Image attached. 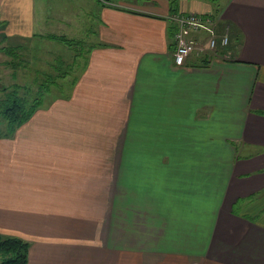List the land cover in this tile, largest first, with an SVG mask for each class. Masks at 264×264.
<instances>
[{
  "label": "crops",
  "instance_id": "0c3cea01",
  "mask_svg": "<svg viewBox=\"0 0 264 264\" xmlns=\"http://www.w3.org/2000/svg\"><path fill=\"white\" fill-rule=\"evenodd\" d=\"M115 1L0 0V45L85 41L0 136V233L27 264H264V0ZM171 12L229 25L234 56L175 64Z\"/></svg>",
  "mask_w": 264,
  "mask_h": 264
},
{
  "label": "rangeland",
  "instance_id": "374dc122",
  "mask_svg": "<svg viewBox=\"0 0 264 264\" xmlns=\"http://www.w3.org/2000/svg\"><path fill=\"white\" fill-rule=\"evenodd\" d=\"M104 1L107 3H111V1L113 3L116 2L115 0ZM216 24L217 33H225L229 37L228 48L226 51L230 54V58H232L234 54L228 49L231 45V40L234 37V32L229 25L222 27V32H220L219 29L221 26L219 21ZM206 37L207 34L203 35L204 40ZM15 38L22 42L26 36H16ZM32 38L31 41L27 40L26 43L16 47L12 51L9 49L10 47L5 46L6 44L0 45V104H3L8 92L11 91L12 88L15 89L14 86L19 85V93L23 96L25 95L29 100L28 105H31L35 101L38 89L42 83L50 81V78L54 75L57 77L60 75L61 77L56 78L58 81L63 82L69 74L77 70L78 64L83 61L79 58V56H83V54L81 55L79 52L81 51L80 49H84V40L75 39L78 43L69 46L62 41L54 39H45V42H42V40L37 39V37H34L33 35ZM14 41H12V43L16 42ZM196 56L202 58L203 55ZM0 120V127L4 129L7 122L2 118H0ZM259 153H264V149ZM258 173V176L263 175L260 171ZM253 175H257V173L255 172ZM263 199L264 189L251 192L250 200L252 202L254 201L252 205L255 204L258 206ZM241 202L242 201L234 203V214L238 213L243 208L249 207L251 204L243 205ZM251 215L255 218L258 213H251ZM1 258L0 252V260Z\"/></svg>",
  "mask_w": 264,
  "mask_h": 264
},
{
  "label": "trees",
  "instance_id": "16d2710c",
  "mask_svg": "<svg viewBox=\"0 0 264 264\" xmlns=\"http://www.w3.org/2000/svg\"><path fill=\"white\" fill-rule=\"evenodd\" d=\"M49 38L62 41L69 46H73L78 43L77 40L68 38L67 36L50 35ZM15 48L16 47H10L9 49L12 51ZM80 50L82 52L80 51L79 53L82 55L83 49ZM220 52L225 51L220 50ZM211 56L212 55L207 53L204 54L202 58H200L201 62L207 65ZM52 77L50 78V81L44 82L40 85L37 97L31 105H28V98L19 93V85L14 86L15 89L12 88V90L8 92L3 104H0V118L7 122L4 129L0 127V136H10L19 125L27 121L43 104L44 95L51 91L53 85L60 88L61 83H58L57 78L61 76L58 75L57 77L54 75ZM29 248L30 243L28 241L20 237L0 233V252L2 257L0 264H27L29 260Z\"/></svg>",
  "mask_w": 264,
  "mask_h": 264
},
{
  "label": "built area",
  "instance_id": "2783aa9c",
  "mask_svg": "<svg viewBox=\"0 0 264 264\" xmlns=\"http://www.w3.org/2000/svg\"><path fill=\"white\" fill-rule=\"evenodd\" d=\"M167 19L176 26L173 55L175 64H185L193 53L199 56L207 53L230 59L227 51L220 52L228 47L229 37L225 33H217V21L212 16L193 12H171L167 15ZM206 34L204 40L203 35Z\"/></svg>",
  "mask_w": 264,
  "mask_h": 264
}]
</instances>
